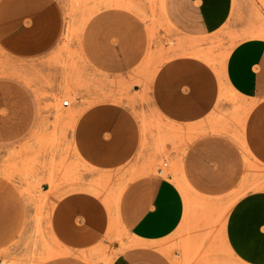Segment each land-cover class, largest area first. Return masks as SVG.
Wrapping results in <instances>:
<instances>
[{"label":"rangeland","instance_id":"obj_1","mask_svg":"<svg viewBox=\"0 0 264 264\" xmlns=\"http://www.w3.org/2000/svg\"><path fill=\"white\" fill-rule=\"evenodd\" d=\"M55 1L62 28L49 51L20 59L0 47V77L19 78L38 102L29 135L0 146V264H110L142 244L171 264H246L227 245L225 222L237 198L264 189V159L253 154L264 151V117L253 121L249 113L264 100V67L253 99L237 96L224 67L235 44L264 39V0H232L225 24L202 37L176 31L162 0ZM110 29L117 34L108 36ZM118 42L139 56L111 72L96 54ZM166 66L173 84L183 81L177 91L187 100L174 93L157 99ZM92 108L98 123L108 124L95 148L77 131L79 115ZM175 108L192 120L175 119ZM121 113L126 119L119 120ZM216 135L241 151L245 169L229 192H201L185 176L184 152ZM126 139L133 152L113 161ZM155 176L179 188L184 215L167 238L139 242L129 226Z\"/></svg>","mask_w":264,"mask_h":264},{"label":"crops","instance_id":"obj_2","mask_svg":"<svg viewBox=\"0 0 264 264\" xmlns=\"http://www.w3.org/2000/svg\"><path fill=\"white\" fill-rule=\"evenodd\" d=\"M231 4L232 0H162V10L165 19L176 31L202 37L225 24ZM61 28V10L55 0H0V47L14 58L32 59L44 55L57 41ZM112 34H117V30L107 31L108 36ZM122 44L111 43L96 54L102 57L99 61L102 67L118 72L137 61L138 50H125ZM263 67L264 39L242 40L231 48L226 58L225 82L237 96L253 99L259 94ZM165 69L159 78L157 99L172 100L171 94L174 93L175 100H187L177 91L183 81L173 84L174 78L169 73L172 66ZM170 111L175 119L192 120L186 111L176 108ZM249 113L253 121L264 117V100H259ZM124 115L121 113L119 120L126 119ZM37 116L38 102L32 90L17 77H0V146L17 143L28 136ZM103 128H108V124L98 123L96 108L79 115L77 131L87 137L89 143L99 141ZM249 137L251 141L250 134ZM126 140L121 141V154L113 161H120L133 152V141ZM184 153L185 176L190 185L201 192H229L237 186L245 169L241 151L218 135L198 140ZM256 153L264 159V151L257 147V151H253L254 155ZM183 215L184 200L179 188L170 179L155 176L149 181L145 208L130 223L129 231L136 241L158 243L178 228ZM225 240L239 261L264 264V189L248 191L235 200L227 214ZM110 264L171 262L160 251L142 244L123 250Z\"/></svg>","mask_w":264,"mask_h":264},{"label":"built area","instance_id":"obj_3","mask_svg":"<svg viewBox=\"0 0 264 264\" xmlns=\"http://www.w3.org/2000/svg\"><path fill=\"white\" fill-rule=\"evenodd\" d=\"M63 106H69V101L68 100H64L63 103H62ZM167 163H164V166H166Z\"/></svg>","mask_w":264,"mask_h":264},{"label":"bare ground","instance_id":"obj_4","mask_svg":"<svg viewBox=\"0 0 264 264\" xmlns=\"http://www.w3.org/2000/svg\"><path fill=\"white\" fill-rule=\"evenodd\" d=\"M63 103V102H62Z\"/></svg>","mask_w":264,"mask_h":264}]
</instances>
